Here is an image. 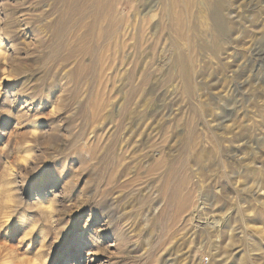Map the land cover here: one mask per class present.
Wrapping results in <instances>:
<instances>
[{"label": "rangeland", "instance_id": "obj_1", "mask_svg": "<svg viewBox=\"0 0 264 264\" xmlns=\"http://www.w3.org/2000/svg\"><path fill=\"white\" fill-rule=\"evenodd\" d=\"M0 43V245L264 264V0H0ZM6 160L30 207L3 192Z\"/></svg>", "mask_w": 264, "mask_h": 264}, {"label": "bare ground", "instance_id": "obj_2", "mask_svg": "<svg viewBox=\"0 0 264 264\" xmlns=\"http://www.w3.org/2000/svg\"><path fill=\"white\" fill-rule=\"evenodd\" d=\"M8 53L4 52L2 43H0V60L1 59H8ZM8 122V121H7ZM18 122V121H17ZM33 128V135H37V133L40 131V127L37 124L32 125ZM1 132V131H0ZM2 155L6 154L4 149H1L0 151ZM28 156L23 157V161L20 164H23L27 170H31L32 168V161ZM7 166L5 167L6 174L3 176L6 178V181L3 184V192L6 193L8 201H11L17 205H26L30 207L29 203H26L28 201H24V198H22L24 195L25 188H27L30 183L33 186L34 180H24V185L17 184L15 182L16 175L14 174V169L12 164H10L7 160L4 161ZM31 172H27L25 174L28 177L30 176ZM44 181L38 182L37 185H40L43 187L39 192L36 194H32L34 197V200L37 202V205L39 208H41L42 212L49 214L51 216V219L55 216L54 212V202L56 201L57 194L55 193V186H53V183H51V189L48 191L44 188ZM49 184V183H48ZM20 187V188H19ZM38 189V188H37ZM36 217V216H35ZM11 218V214L7 211L1 210L0 212V224L7 223ZM54 223V220H52ZM31 224V223H30ZM55 225V223L53 224ZM8 227V225H7ZM29 228V227H28ZM25 235H28L27 231H23ZM44 232V231H43ZM31 240H28L27 242V249L25 251H19L18 248H9L7 246L0 245V264H46V258L43 256L40 258L36 253H32V256H29V248H31ZM41 246V245H40ZM43 246V245H42ZM41 255V254H40ZM42 260V261H41Z\"/></svg>", "mask_w": 264, "mask_h": 264}]
</instances>
